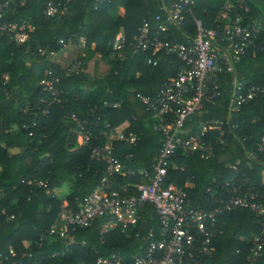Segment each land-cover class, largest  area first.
I'll return each instance as SVG.
<instances>
[{"label":"trees","instance_id":"obj_1","mask_svg":"<svg viewBox=\"0 0 264 264\" xmlns=\"http://www.w3.org/2000/svg\"><path fill=\"white\" fill-rule=\"evenodd\" d=\"M46 1L16 2L8 12V20L31 24L26 41L16 44L0 35V260L3 264L94 263L99 255L117 253L130 261L132 255L143 251L146 241L160 236L158 214L148 201L137 221L123 230L118 225L102 229L108 220L105 216H95L86 227L70 229V245L49 229L57 230L60 215L75 213L82 198L100 185L105 162L91 159L90 151L93 144L106 142L110 132L122 135L111 141L112 155L121 163L111 177V189L120 195H137V184L143 180L138 170L151 169L163 135L154 127L156 118L138 94L154 99L182 62L160 51L156 63L147 64L149 53L128 43L145 19L163 13L168 0H70L64 13L51 17L43 13ZM207 3L195 0L192 13L209 27L220 8L209 9ZM246 5L249 18L259 23L260 31L255 46L235 63L234 78L240 87L235 90L230 74L221 73L219 94L185 119L180 134H196L206 125L213 154L204 157L200 151L178 147L164 177L165 184L182 189L196 207L217 205L215 200L226 195L223 181L232 178L243 191L251 188L256 192L264 210V143L263 149L257 150L264 138V93L229 108L234 92H245L250 84L264 85V19ZM227 24L223 21L222 28ZM119 31L127 43L123 59L112 49ZM193 31L190 15L180 30H174L179 40L184 39L183 33ZM81 40L85 53L77 58L81 63L77 70L53 61L54 54ZM95 54L108 68L90 75L86 63ZM43 81L51 82L57 93L55 101L50 91L43 89ZM77 119H86V129L92 134L87 143L79 145ZM215 120L222 124H214ZM219 127L224 130V144L218 142ZM130 134L135 136L132 142ZM251 150L256 157L248 156ZM228 165L237 166L238 173ZM27 178L46 181V186L22 181ZM258 219L243 207L221 212L211 252L202 264H249L251 239L263 228ZM258 262L264 264V243Z\"/></svg>","mask_w":264,"mask_h":264},{"label":"built area","instance_id":"obj_2","mask_svg":"<svg viewBox=\"0 0 264 264\" xmlns=\"http://www.w3.org/2000/svg\"><path fill=\"white\" fill-rule=\"evenodd\" d=\"M56 0H47L44 16L51 17L66 11L65 4ZM24 0H0V35L10 41L21 44L29 38L32 26L28 21L20 23L7 19V14L16 3ZM195 0H168L163 6V13L155 14L145 19L138 27V33L132 37L128 45L136 50L146 51L147 64L156 63V54L163 51L176 56L182 65L176 74L166 79L158 88L154 99L138 94L139 99L147 109L153 112L156 122L154 127L162 132L163 138L158 154L154 157L151 169L141 168L138 172L143 180L137 184V195L118 194L110 187L114 173L121 168L120 161L112 155V145L109 142L95 143L91 146L90 158L102 159L105 162V175L100 185L91 193L85 195L78 204V210L69 215L61 214L62 224L58 229L51 228L49 233L58 232L65 239V244L72 243L70 229L86 227L95 216H105L108 220L103 228L116 225L123 230L128 224L135 223L143 203L153 204L159 217L160 232L158 238L145 242L141 253L132 255L127 261L123 255L110 253L99 255L94 263L79 262L77 264H202L203 257L211 252V240L215 234L217 216L232 208L243 207L259 217L262 231L253 235L247 261L249 264L258 262V253L264 243V210L257 200V193L251 188L243 191L241 185L231 179L224 180L222 189L226 195L217 198V205L211 209L191 205L186 192L172 183H164L169 160L178 147L187 151H200L204 157L213 154L212 145L206 136L207 126H201L196 134L182 137V125L187 117L200 110L204 104L210 103L219 94V75L228 73L232 77L235 90L240 87L236 81L235 63L247 51L255 46V38L260 31V25L248 16V6L241 0L226 1L216 13L214 24L205 26L202 19L195 17L192 6ZM187 15L194 23L192 34L183 33L184 39H177L174 30H180ZM223 21L228 22L222 28ZM171 28H174L171 29ZM126 39L119 31L113 41L112 49L120 59L124 58L123 48ZM77 60L70 70L80 67ZM43 89L50 91L52 101L57 93L50 81H43ZM264 93V85L250 84L245 92H234L230 109L251 100L257 94ZM117 105L116 103L113 106ZM47 112V108H43ZM80 128V142L87 143L91 132L86 129V119H77ZM222 124V121H213ZM122 138V135L118 136ZM135 139L129 135V141ZM262 143L257 144V150L263 149ZM218 142L225 143L224 130L219 127ZM249 157H256L254 150L248 152ZM228 167L238 173L235 165ZM234 177V176H233ZM27 184H37L45 187L46 181L23 179ZM210 190V188H209ZM137 235V234H136ZM10 254L14 252L10 249ZM0 264H3L0 260Z\"/></svg>","mask_w":264,"mask_h":264},{"label":"crops","instance_id":"obj_3","mask_svg":"<svg viewBox=\"0 0 264 264\" xmlns=\"http://www.w3.org/2000/svg\"><path fill=\"white\" fill-rule=\"evenodd\" d=\"M226 1H231V0H208V3H207L208 8L213 9V10H217L218 8H220L222 3L226 2ZM241 1L250 5L255 11H257L260 14L262 19H264V0H241ZM77 45H79V46L83 45V41L81 40ZM67 47L68 46H66L62 52H60L58 54H54L52 59H53V61L57 62L58 64H60L64 68H71L73 66L72 65L73 63L71 61L67 60L66 58H63L64 57L63 53L66 51ZM94 59L95 60L93 61L92 67L86 66V72H88L90 75L101 74V73L105 72L108 68V65L104 61H102L100 59V57L94 58ZM130 135H133V134H130ZM118 136L119 135H117L116 133L110 132L107 136V139H108L107 142L111 143V141L118 138ZM77 143H78V145L81 143L80 142V136H78ZM63 204H66V202L64 201ZM61 224H62V220H60V217H59V226Z\"/></svg>","mask_w":264,"mask_h":264},{"label":"rangeland","instance_id":"obj_4","mask_svg":"<svg viewBox=\"0 0 264 264\" xmlns=\"http://www.w3.org/2000/svg\"><path fill=\"white\" fill-rule=\"evenodd\" d=\"M85 53V47L84 45H76V46H68L66 48V51L63 53V58H66L67 60L71 61L74 65V63L77 61V58L79 56H82L84 55ZM99 55L98 54H95L92 58H90L87 63H86V66H90L92 67L93 66V61L95 60L94 58H98Z\"/></svg>","mask_w":264,"mask_h":264}]
</instances>
